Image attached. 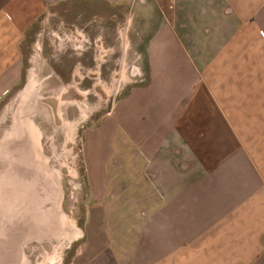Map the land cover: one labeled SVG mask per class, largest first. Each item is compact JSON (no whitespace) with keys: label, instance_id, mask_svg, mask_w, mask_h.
Instances as JSON below:
<instances>
[{"label":"crops","instance_id":"0c3cea01","mask_svg":"<svg viewBox=\"0 0 264 264\" xmlns=\"http://www.w3.org/2000/svg\"><path fill=\"white\" fill-rule=\"evenodd\" d=\"M63 1L0 0V98L21 78L26 30ZM83 1L153 31L150 82L121 115L138 143L122 176L138 182H91L103 204L73 264H264V0ZM132 184L137 202L120 208Z\"/></svg>","mask_w":264,"mask_h":264},{"label":"rangeland","instance_id":"374dc122","mask_svg":"<svg viewBox=\"0 0 264 264\" xmlns=\"http://www.w3.org/2000/svg\"><path fill=\"white\" fill-rule=\"evenodd\" d=\"M152 28L120 6L71 0L49 5L26 30L21 78L0 98V175L18 184L32 177L45 188V202L30 205L18 230L9 211L18 200L2 198L0 264H73L86 246L88 209L103 204L94 193L104 192L92 191L91 182L124 181L122 155L138 150L122 140L129 131L121 115L123 102L136 104L138 87L150 82ZM127 180L136 183L138 175ZM136 192L133 184L120 189L115 202L136 203ZM22 211L20 203L23 219Z\"/></svg>","mask_w":264,"mask_h":264},{"label":"bare ground","instance_id":"6f19581e","mask_svg":"<svg viewBox=\"0 0 264 264\" xmlns=\"http://www.w3.org/2000/svg\"><path fill=\"white\" fill-rule=\"evenodd\" d=\"M3 174H4V177H3V175H0L1 176L0 177V183L2 184V185L0 184V210L2 208V213H0V218H1L2 214L3 215L6 214L5 211H3V209H5V207H3L5 205V202H4L5 200H3V199L8 194L9 197H11V196L13 197V200H15V199L18 200V203L13 202L15 204V207L13 204V208H11V209L8 208V209H9V211H11V214H14L11 221L15 225V229L19 230L21 228L26 227V225L21 226L20 222L21 221L23 222V221H26L29 219L27 214L25 217V212L29 213L30 205H32V203L34 201L38 202V204L43 207V204L45 202V200H44L45 199L44 198L45 197V190H44L45 188L39 182H37V181H36L37 183L33 182L31 180L32 177H27L20 184H18L17 181L5 183L3 181H7L8 176H7L6 171H3ZM11 183H13V184H11ZM14 183H16L17 185L14 186ZM34 197H36V198H34ZM38 197H39V199H38ZM20 203H23V211H24L23 219H22V217L19 218L18 212L16 213V211L19 210ZM3 215H2V217H3ZM41 215H43V211L41 212ZM75 235H78V233H75Z\"/></svg>","mask_w":264,"mask_h":264}]
</instances>
